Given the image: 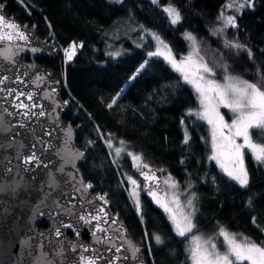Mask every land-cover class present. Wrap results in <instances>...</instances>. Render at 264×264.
Instances as JSON below:
<instances>
[{"label": "trees", "instance_id": "obj_1", "mask_svg": "<svg viewBox=\"0 0 264 264\" xmlns=\"http://www.w3.org/2000/svg\"><path fill=\"white\" fill-rule=\"evenodd\" d=\"M224 1L0 0L5 16L31 28L54 48H66L71 42L80 45L67 62L58 49L54 60L20 55L19 61L49 68L51 78L59 81L60 98L69 107L64 119L74 129V145L83 152L84 162L77 166L78 171L84 183L91 184L92 194H105L111 213L140 246L146 264H189L186 239L173 234L149 193H139L141 207L135 210L124 181L127 175L134 176V168L127 156L113 161L106 143L109 139L123 141L143 163L160 169L179 188L193 194L196 229L209 232L218 226L257 244L264 241V163L259 164L248 152L243 155L249 179L246 187L224 175L208 159L204 121L186 112L195 101L180 74L162 58L147 57L149 40L135 47L127 39L113 40L104 32L116 18L132 19L157 34L178 57L188 52L186 33H190L194 41L206 46L207 53L218 54L219 62L227 66L219 75L227 73L264 84V0H253L251 7L242 10L235 17L236 27L222 35L213 34L210 28ZM169 5L180 12L177 24H171L161 9ZM224 38L243 47L226 46ZM119 47H123L121 54H109ZM145 60L144 68L109 108L112 97ZM219 112L229 116L228 109ZM251 135L254 142L264 144L255 130ZM34 227L41 229L45 224ZM156 235L163 243L156 242ZM81 238L87 240L86 235Z\"/></svg>", "mask_w": 264, "mask_h": 264}, {"label": "water", "instance_id": "obj_2", "mask_svg": "<svg viewBox=\"0 0 264 264\" xmlns=\"http://www.w3.org/2000/svg\"><path fill=\"white\" fill-rule=\"evenodd\" d=\"M0 15L28 37L21 40L16 29L0 25V34L12 33L11 40H0V264H146L124 224L83 187L77 168L83 152L64 119L69 107L59 81L49 68L35 63L29 69L19 61L20 55L54 60L56 50L2 9ZM33 152L39 160L25 163ZM142 165L134 169L141 191L161 194L162 171Z\"/></svg>", "mask_w": 264, "mask_h": 264}, {"label": "snow or ice", "instance_id": "obj_3", "mask_svg": "<svg viewBox=\"0 0 264 264\" xmlns=\"http://www.w3.org/2000/svg\"><path fill=\"white\" fill-rule=\"evenodd\" d=\"M152 2L158 3V0H152ZM245 3L249 7L252 6V0H245ZM245 3L236 4L235 0H233V2L228 3L226 7H235L236 11H240V9L245 7ZM2 8L3 5L0 4V9ZM163 10L170 18L171 24L174 25L180 22L181 15L175 7L169 5ZM221 16L225 26L236 27L235 16L229 15L225 17L223 14H221ZM0 25L9 29H16L18 31V37L21 40H26L28 38L23 31L19 30L18 25L6 21L3 15H0ZM219 31H223V29H219ZM151 36L157 41L158 45H163V47L167 49V45L164 44L157 34L151 33ZM186 37L190 40H194L190 33H186ZM4 39L11 40L12 33L5 32L0 34V40ZM226 46L235 48L243 47L239 44H233L231 41H228ZM76 47L75 43H73L69 48L64 50L68 60H71L75 55ZM117 55H119V53H117ZM148 55L151 57L165 54L161 52L158 47L156 52L148 53ZM249 56L251 57L250 51ZM165 58L169 60L174 68L184 73V79L192 83L200 95L203 111L196 113V115L212 125L214 155L211 158L220 162V157L223 156L232 161L233 167L229 168L223 163H221V167L231 179L238 182L240 186L246 187L249 183V179L243 165V150L245 148L251 150L254 159L259 163H264V144L255 143L251 135L252 131L255 130L258 133V138L264 139V84L251 83L247 80H241L230 75H225V83L220 84L214 79H208L205 75L213 73V68L209 67L207 63L194 61L192 55L178 62L171 55L170 50H168V54ZM146 63L147 61H145V64ZM144 66L145 65L142 64L141 68H144ZM190 67H194L195 70L191 72L188 71ZM224 67L226 68L227 66L225 65ZM261 80H264V76L261 77ZM113 103H115V100H113ZM221 105L230 109L235 114V118L232 120L231 124L226 123L224 117L220 114L219 108ZM108 107L111 108L112 104H109ZM189 114H192L191 110H189ZM225 129H227V134H225ZM237 138H241L242 143H238ZM218 139L222 140L223 143L218 142ZM188 140L189 136L186 133L184 143L187 144ZM107 143L111 146V141ZM121 144H123V141ZM121 152V148L115 149L117 156H119ZM38 160L39 157L33 152L27 157L25 163H32ZM133 160L141 161V157L133 155ZM142 167L147 168L148 165L143 164ZM141 175L149 181L157 180L154 173L141 172ZM129 181L133 186L131 196L134 198L136 207L139 210L141 205L137 181L131 177H129ZM165 184H170V186L175 187V182H170L169 180H166ZM83 187L90 188L91 185H84ZM149 195L156 198L159 194L150 188ZM99 199L103 200L104 197L101 196ZM155 202L157 204L161 203L159 199H156ZM174 202L179 206L178 197H174ZM105 203H107L106 200ZM162 206L165 208V211L169 212L170 219L173 221L178 236L186 237L196 227L192 222V212L185 214L181 211L177 214L173 212L167 204H163ZM188 207L192 208L193 212L195 211L192 199L188 200ZM100 211H103V209ZM105 215H107V213H105ZM81 219H83V217H81ZM92 219H99V217L95 216L92 217ZM57 234H59V232ZM219 236L223 237L227 245V251L224 253L217 250V246L211 241V238L202 241L199 237L192 236L193 243L189 249L192 264H264V246L261 244H257L248 237H243L241 240H238L235 234L229 233L223 227L219 230ZM154 239L158 244L163 243L159 235H156ZM136 251V249H133V256H135ZM89 264H93V262L89 261Z\"/></svg>", "mask_w": 264, "mask_h": 264}, {"label": "rangeland", "instance_id": "obj_4", "mask_svg": "<svg viewBox=\"0 0 264 264\" xmlns=\"http://www.w3.org/2000/svg\"><path fill=\"white\" fill-rule=\"evenodd\" d=\"M109 1L119 2L120 0H109ZM231 2H233V0H225L224 3L222 4L221 9L219 10V12L217 14L215 25H213L210 28V32L211 33H213V34H218L219 33L220 35H222L223 33L226 32V30L229 27H232V26H225L224 25V22H223L221 14H223V16H225V17L229 16V15H232V16L236 17L237 15H239V13L242 10H244L245 8L249 7L245 3V0H235L236 4L245 3V7L244 8L240 9V11H236L235 7H233V8H227L226 7V5L228 3H231ZM164 8H166V6H163L161 9L163 10ZM165 14H167V13L165 12ZM219 29H223V31H219ZM104 32H105V35L108 38L113 39V40L127 39L135 47H139L146 40H149V42H146V44H150L151 43L150 44L151 45V50L148 53L156 52L157 48L158 47L160 48V51L163 52L165 55H157V57L162 58L167 64H169L171 66V68L173 70H175L177 73H179L181 78H182V80L185 82L186 85L189 86V88L191 89V91L193 93L195 106L192 109H189V110L192 111L191 115H193L196 118L204 121V123H205V125L207 127V131H208L207 132V142H208V144L210 146V156H209L208 159H210L215 164V166L224 175H226L229 179H231L226 174V172L223 170V168L221 167V163H223L225 166L231 168V167H233L232 161L226 159L223 156L220 157V162H218L216 159H212L211 158L214 155V153H213V143H212V125H210L206 120L201 119L198 115H196V113H199V112L203 111V108H202V105H201V102H200V95L197 92L195 86L192 83H190V82H188V81H186L184 79V73H182L181 71H178L176 68H174L172 66V64L169 62V60L165 58V56L168 54V50H170L169 47L167 46V49H165L163 47V45H158L157 41L151 36V33H153V32L142 28L141 26L136 24L132 19H128V18H126V19L125 18H121V17L116 18L112 22V24L106 28V30ZM189 41H190V48H189L188 52L186 53V55H184L182 57L181 56L178 57L174 53H172V51L170 50L171 55L178 62L181 61L182 59L187 58L190 55H192V59L194 61L207 63L209 67L213 68V70L216 71L217 74L214 75V72L211 73V74H205L206 77L208 79H214L220 84H224L225 83V80H224L225 75H230V74L226 73V74L219 75L220 69L224 68V64L219 62L218 54H212L211 52L207 53L208 51L206 50V46L204 44H201L202 42H200V41H196V40L194 41V40H190V39H189ZM223 41H225L227 43V40L225 38H224ZM72 44H73V42H71L69 44L68 48ZM75 45L77 46L76 47V51H77V49L80 47V45L78 43H75ZM122 48L123 47L116 48V49L110 51L109 54L110 55H115V54H117L119 52L121 54V52L123 51ZM196 48H198L199 51H201V53L199 51H197ZM148 53H147V57H150L148 55ZM63 55H64V52L61 55L63 62L69 61L67 59V57H66V54L64 56ZM145 61L140 63V65L136 68V70L133 72V74L126 81V83L112 97L111 101L107 105L112 104L113 100L117 99L118 95L125 89V87L132 81V79L142 69L141 65L142 64L145 65ZM27 67L30 69L31 65H27ZM194 70H195L194 67H190L188 69V71H190V72L194 71ZM230 76L235 77V78H239L241 80H244V79H242V78H240L238 76H235V75H230ZM221 108L228 109V108L224 107L223 105L220 106L219 110ZM189 110L186 111L188 114H189ZM228 114H229V116L228 117H224V120H225L226 123L231 124L232 120L235 118V114L230 109H228ZM224 131H225V134H227V129H225ZM108 141H111V146H109V144L107 143ZM218 142L223 143V141L219 140V139H218ZM237 142L238 143H242V139L241 138H237ZM106 143L109 146V150H110V153H111L113 161H115L118 157L127 156L129 158L131 167L134 168V169L143 163L142 161H134L133 160V155H136V154L132 153L126 147V145L124 143L121 144V141L115 140V139H109V140H106ZM257 144H259V143H257ZM116 148H121L122 149V152H121V154L119 156H117L116 153H115V149ZM246 152H248L252 156V158L254 159V156H253V153L251 152V150L245 148L243 150V155ZM136 156H138V155H136ZM143 164H146V163H143ZM259 164H261V163H259ZM146 165H148V164H146ZM163 175H164V190H163V192L161 194H159L158 197L154 198L153 196H151V198L154 201V203L164 212L165 217H166V219H167V221H168V223H169V225L171 227V230H172L173 234L175 236H177V237H181V236H178L176 234L173 221L170 219V214H169V212L165 211V208L162 205L163 204H167L168 207L171 208L173 210V212H176L177 214H179L181 211H183L185 214L192 212V222L195 223L194 222L195 213H196L195 199H194L193 194L190 193L188 189L179 188L178 185L176 184V182L174 180H172L167 174H163ZM129 177H131L132 179L137 181V186H138V192L139 193L142 192L141 191V183H140V181L137 179V177L135 175L134 176L127 175V176L124 177V181H125V185H126V189H125L126 195H127L128 199L130 200L131 204L134 206L135 210H137L134 198L131 196V192H132L133 186L131 185V183L129 181ZM166 180H169L170 182H175V187L170 186V184H165ZM231 180L239 185V183L236 182L235 180H233V179H231ZM174 197H178L179 198V206H177V204L174 202ZM156 199H159L161 201V203L157 204L155 202ZM189 199H192V201H193V205L195 207V211L194 212H193L192 208L188 207V200ZM219 230H220V227H218V226H213L212 230L209 231V232L204 231L202 229H196V227H195L193 229V231L191 233H189L185 237V239H186L185 240V252H186V254L188 256L189 264H192L191 259H190V252H189V249H190V247H191V245L193 243L192 236L199 237L202 241L208 240L209 238H211V241L216 244L217 250L219 252L224 253V252L227 251V245H226L223 237L219 236ZM233 234H235V233H233ZM235 235H236L238 240H241L243 238V236H241L239 234H235ZM261 245L264 246V241L261 243Z\"/></svg>", "mask_w": 264, "mask_h": 264}, {"label": "built area", "instance_id": "obj_5", "mask_svg": "<svg viewBox=\"0 0 264 264\" xmlns=\"http://www.w3.org/2000/svg\"><path fill=\"white\" fill-rule=\"evenodd\" d=\"M63 52H64V54H65V51H63V50H60V53H61V55L63 54ZM86 185H91V184H89V183H87ZM89 190L91 189V187L90 188H88ZM96 197H101V196H103L104 197V199L103 200H101L103 203H105V200L107 201V199H106V196H105V194L104 193H96V194H94ZM105 204H108V202L107 203H105Z\"/></svg>", "mask_w": 264, "mask_h": 264}, {"label": "flooded vegetation", "instance_id": "obj_6", "mask_svg": "<svg viewBox=\"0 0 264 264\" xmlns=\"http://www.w3.org/2000/svg\"><path fill=\"white\" fill-rule=\"evenodd\" d=\"M33 64H35V62H34ZM33 64H32V65H33Z\"/></svg>", "mask_w": 264, "mask_h": 264}]
</instances>
